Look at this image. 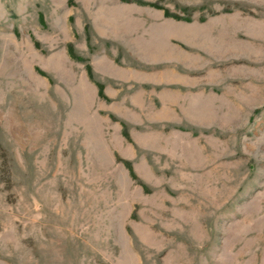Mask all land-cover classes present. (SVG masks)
Here are the masks:
<instances>
[{
    "label": "rangeland",
    "instance_id": "1",
    "mask_svg": "<svg viewBox=\"0 0 264 264\" xmlns=\"http://www.w3.org/2000/svg\"><path fill=\"white\" fill-rule=\"evenodd\" d=\"M0 264H264V0H0Z\"/></svg>",
    "mask_w": 264,
    "mask_h": 264
},
{
    "label": "trees",
    "instance_id": "2",
    "mask_svg": "<svg viewBox=\"0 0 264 264\" xmlns=\"http://www.w3.org/2000/svg\"><path fill=\"white\" fill-rule=\"evenodd\" d=\"M123 1H125V0H123ZM99 95L102 96V88L101 87H99Z\"/></svg>",
    "mask_w": 264,
    "mask_h": 264
}]
</instances>
